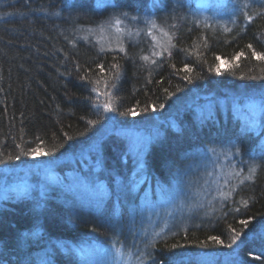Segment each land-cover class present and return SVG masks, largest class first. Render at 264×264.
Returning a JSON list of instances; mask_svg holds the SVG:
<instances>
[{
	"label": "trees",
	"instance_id": "1",
	"mask_svg": "<svg viewBox=\"0 0 264 264\" xmlns=\"http://www.w3.org/2000/svg\"><path fill=\"white\" fill-rule=\"evenodd\" d=\"M97 3L0 0V264H87L88 250L110 244L136 264H264V166L244 184L232 174L264 165V61L247 48L264 53V18L206 27L188 17L165 28L158 17L179 38L172 55L153 57L144 36L123 42L128 58L110 88L90 33L152 0ZM114 54L99 62L110 67ZM129 132L150 136L140 160L126 149ZM201 179L214 196L193 192ZM172 197L177 208L151 232L156 217L145 218L142 200Z\"/></svg>",
	"mask_w": 264,
	"mask_h": 264
},
{
	"label": "rangeland",
	"instance_id": "2",
	"mask_svg": "<svg viewBox=\"0 0 264 264\" xmlns=\"http://www.w3.org/2000/svg\"><path fill=\"white\" fill-rule=\"evenodd\" d=\"M245 2L251 5V7L247 9L249 15H254L255 11L258 10L257 6L261 3H264V0H152V4L149 7L148 11H144L142 13H126V16L124 14L119 16V18L122 20V24L119 25L121 29L120 33L116 32L115 27H109L106 23L103 26V29H97L96 31H92L90 34L93 35L99 45L104 48H116L118 47V44H123V42L127 40H134L139 38L140 36H144L150 40L153 51V45L155 43L159 42L160 44L167 46L168 39L163 35V32L159 30V28H163L162 26L158 25V29H149L145 24L146 20H156L158 24L157 18L162 16L160 18L161 20H159L161 21L162 25L165 26V28H168L169 26L175 24L174 21H178L180 24H183L184 21L189 19L188 17H191V19L204 25L206 22L207 25L219 24L220 26H223L225 24H232V20L236 21V19H238L237 17L243 15V13L239 11V6ZM163 3L165 4V7L163 6ZM234 12L235 15L233 14ZM175 13H180L175 15L179 16V19H176V17H173L171 19L168 18V15L174 16ZM133 17H137L138 20L132 19ZM112 21H114V19H112ZM166 25L168 26L166 27ZM165 28L163 29L165 30ZM149 31L152 33V35L147 34ZM137 32H139L138 35ZM90 34L87 35L91 36ZM153 36L155 37V41L153 40ZM155 50L160 51L159 48H156ZM220 106L223 109H226L225 105ZM244 107L249 109V115H254L262 110V107L257 108V106L254 105H245ZM230 108L233 111H236V113L242 112L241 110L244 109L242 107L239 108L236 105H231ZM212 110L213 106H208L203 109V112L210 113ZM124 137L127 141V151L131 153L132 156L136 158L138 157V159L140 160L150 140V136L142 133L129 132L125 133ZM210 151L211 150H209L208 152ZM218 171L219 174L222 175L221 177L225 178L223 168L218 167ZM218 171H216V174H218ZM203 178L207 182L208 178L206 177V175ZM205 180L202 181L201 179L202 182H200L199 185L203 191L201 192V189L199 188V191L201 193L198 191V189H194L193 192L202 195L203 198H206L207 195L214 196L215 192L211 189V187L208 190V194L205 192V188L211 186L210 184L206 186L204 184ZM13 185H15V188L13 189H21L25 186V183H17L16 181V183ZM216 186H218V184ZM175 201V197H172L167 201H158L155 203H151L148 199L142 200L140 209L144 212L145 218H150L154 215L156 217V220L151 224V232L156 230L155 226H157L160 218L163 217V214L174 213V210L177 208ZM189 206L190 205L188 204L178 206L179 213L184 214L185 211L190 210L191 207ZM147 225L143 222L142 230ZM116 249H120V256L116 255ZM86 255L87 264H136L131 256L123 252L122 249L115 244L90 249L86 252Z\"/></svg>",
	"mask_w": 264,
	"mask_h": 264
},
{
	"label": "snow or ice",
	"instance_id": "3",
	"mask_svg": "<svg viewBox=\"0 0 264 264\" xmlns=\"http://www.w3.org/2000/svg\"><path fill=\"white\" fill-rule=\"evenodd\" d=\"M103 6H104V0H98L97 7H103ZM250 7H251V5L249 3H247V2L242 3L239 6V11L241 13H243V16H244L245 20L249 24H251L256 17L264 18V3H261L260 5L257 6L258 10L255 11V15L254 16L253 15H249V13L247 11V9H249ZM233 14L235 15V12ZM124 15L126 16L127 14L125 13ZM132 19L138 20L137 17H133ZM235 22H236L235 20H232V23H235ZM106 23H107V25L109 27H115L116 32L120 33L121 29H120L119 25L122 24V20L119 17L114 18V21L110 20V21H107ZM145 24L147 25V27L149 29H158V24H157L156 20H146ZM197 26L199 27V24H197ZM205 26L206 27L208 26L206 22H205ZM170 27L175 28L176 25L173 24ZM101 28L103 29V26H101ZM159 30L162 31L163 35L167 37L168 44H167V46H165L163 44H160L159 42L155 43L153 45L152 56L153 57H160L164 52H167L168 55L171 56L172 55L171 49L176 46L172 41L175 39L178 42L179 38L176 37L175 34H170L168 31H165L163 28H159ZM89 31H91V29H89ZM223 31L231 32L232 30L225 27L223 29ZM138 34H139V32H137V35ZM147 34L148 35H152V33L150 31ZM153 40L155 41V37L154 36H153ZM156 48H159L160 51H156L155 50ZM247 48L249 50H251V58H253V59L257 60V61H264V53L256 51L253 48L252 44H248ZM184 50L185 49H181V51H184ZM142 51L143 50H141V54L139 55V59H141V60H143L145 62L156 63L155 60H151L150 61V57L148 55H143ZM109 52H114L115 54L112 56L113 63H111L110 67L106 68L105 64L102 63V62H99V60H100L101 57H106ZM120 54H123V57H121ZM96 55H97V58H98V62H96V68L99 69V73L100 74L107 72L108 78L111 81L110 88H115L117 86V82L120 80L121 75H122V66L119 63V60L121 58H128V53L126 52L125 47L123 46L122 43L118 44V47L115 48V49H112V48L105 49V48L102 47V48L99 49V51L96 53ZM243 55H244L243 52H239V53L236 54L235 57H233V59L238 61L240 59V57L243 56ZM216 59L219 60L220 57H217ZM89 70L90 69H86L84 71V74L80 76L81 80H87L88 79ZM186 70L188 72L192 71L191 68H187ZM216 71H217V74L219 75L220 74L219 67H217ZM77 72L78 73L80 72L79 66H77ZM93 75H98V74L93 72ZM261 78L264 79V77H261ZM187 79L189 80V82H191L190 78H187ZM90 82L94 83V84L100 83L99 80H94V81H90ZM105 86L106 87L109 86V80H105ZM93 90L97 92L98 96L100 95V93H99V91L97 89H93ZM104 95L108 96V101L109 102H105L102 106H103L105 111L111 112V111H113V107H112V104L110 102L111 101V97L109 96L108 92H105ZM160 107H163V105L161 104ZM127 112L129 114H132L133 110L132 109H128ZM121 114H124V113H121ZM88 123L89 124H93V123H95V121L89 120ZM37 139H39V138H37ZM16 147L17 148H21V145L17 144ZM36 151H37V149H30L27 152H24L22 150V154H24V155H32ZM41 154H46V153H41ZM16 158L19 159V156H17ZM9 159H11V157H9ZM262 166H264V165H250L248 167V175L247 176H243L242 177L241 173L238 172V171L234 172L232 174L235 175L236 177L240 178V184H244L245 181H249V180L253 179V177L255 176V174L257 172L258 167H262ZM236 188H237V186L234 185L233 188H232V191H236ZM229 195H230V193L229 194H224V199H227ZM246 203L247 202H245V205H246ZM236 211L238 212L239 209H236ZM241 223L247 225V221H241ZM156 235H160V233H156ZM212 239L215 240L216 238L213 237ZM116 255L117 256L121 255L120 249H116ZM128 255L131 256V253H129Z\"/></svg>",
	"mask_w": 264,
	"mask_h": 264
}]
</instances>
